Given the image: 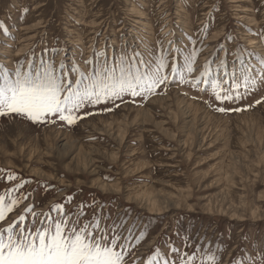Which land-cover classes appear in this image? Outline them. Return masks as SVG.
<instances>
[{"label":"rangeland","instance_id":"obj_1","mask_svg":"<svg viewBox=\"0 0 264 264\" xmlns=\"http://www.w3.org/2000/svg\"><path fill=\"white\" fill-rule=\"evenodd\" d=\"M0 21L8 29L0 28V65L14 72L18 64L28 70L30 61L52 63L71 80L74 66L85 72L96 67L97 52L113 65L134 52L145 60L167 54L179 68L203 44L185 83L169 75L167 85L146 99L125 94L88 105L73 125L56 117L33 122L0 116V195L12 188L14 197L27 196L0 227L30 216L24 212L30 204L51 216H57L51 211L56 203L69 213L83 204L81 223L97 216L109 236L115 225L121 243L130 237L128 264H149L150 257H156L152 264H162L157 248L179 264V256L169 257L170 245L196 252V264H207L209 252L220 257L218 264H261L264 102L246 106L264 97V83L221 104L203 77L196 87L193 79L227 30L232 39L211 61L209 78L239 68L240 46L253 53H245L244 62L259 71L264 0H0ZM221 60L224 67L218 69ZM9 172L17 179L8 180ZM142 231L146 235L138 242Z\"/></svg>","mask_w":264,"mask_h":264},{"label":"snow or ice","instance_id":"obj_2","mask_svg":"<svg viewBox=\"0 0 264 264\" xmlns=\"http://www.w3.org/2000/svg\"><path fill=\"white\" fill-rule=\"evenodd\" d=\"M0 28L5 33L8 32L3 21H0ZM204 35L206 38L207 32ZM259 35L264 39V30ZM227 38L232 39L231 36ZM192 44H196V41L193 40ZM202 48L203 44L201 48H193L190 54L184 56L183 66L179 68L174 62L169 64L167 54L145 60L140 53L134 52L131 57L121 55L113 65L99 59L102 53L97 52L94 69L90 67L85 72L78 65L74 66L75 80H71L66 74H57L52 63L34 66L30 61L28 70H24L23 64H18L14 72L0 65V116L16 114L33 122L56 117L73 125L83 118L78 113L88 105L114 102L122 99L125 94L132 97L143 96L146 99L149 94H155L156 88L167 85L169 75L178 76L179 82L185 83V74L191 75L195 71L196 60ZM245 53L249 56L253 54L251 50L240 46L236 53V58L241 59L239 68L219 77L209 78L211 61H205L203 70L193 79V87L203 77V83L210 84L211 95L217 102L223 104L244 98L250 91L257 89L259 84L264 83V57L259 58L261 67L256 72L254 65L246 64L242 59ZM85 64L91 65L92 61L86 60ZM223 67L224 61L221 60L218 69ZM166 68H170L169 73L164 71ZM224 76H228V79H224ZM242 86L243 93L239 91ZM262 102L264 97L255 100L253 105H247L246 108ZM246 108L218 107L216 110L227 112ZM7 179L16 180V174L9 172ZM22 186L17 184L16 188ZM13 191L14 189L8 188L5 195H0V222L6 221L22 200L27 199L23 194L14 197ZM67 200L71 202V197ZM77 208L79 212L74 210L69 213L65 211L63 204L56 203L51 206V211L56 212L57 216H51L50 213L33 211V205L30 204L24 210L30 216L21 214L6 227H0V264H128L127 240L130 237L123 238L124 242L121 243L122 237L115 234V225L113 234L109 236L107 230L101 228L97 216L91 221L81 223L84 205L80 204ZM145 235L146 231H142L136 237L137 241ZM169 249V257L172 254L180 257L179 264H196V252H181L171 245ZM196 250L201 251V245H197ZM156 256L161 258L162 264H176L175 260L165 257L159 248L156 249ZM204 256L207 264H218L220 259L218 255L210 252L204 253ZM154 259L156 257H150L149 264ZM157 264H160L159 260ZM261 264H264V258Z\"/></svg>","mask_w":264,"mask_h":264},{"label":"trees","instance_id":"obj_3","mask_svg":"<svg viewBox=\"0 0 264 264\" xmlns=\"http://www.w3.org/2000/svg\"><path fill=\"white\" fill-rule=\"evenodd\" d=\"M231 31L230 30H227L226 34L223 35V37L220 39L219 43H218V46L216 47V53L213 54L209 60L212 61L217 55H218V52L220 50V48H222V46H226V43L227 41H230L231 39H228L227 37L231 36ZM238 45H243L242 44V41H240L239 39L236 40ZM208 61V60H207Z\"/></svg>","mask_w":264,"mask_h":264},{"label":"bare ground","instance_id":"obj_4","mask_svg":"<svg viewBox=\"0 0 264 264\" xmlns=\"http://www.w3.org/2000/svg\"><path fill=\"white\" fill-rule=\"evenodd\" d=\"M157 1H158V0H157ZM190 102H191V101H190ZM184 104H185V103H184ZM187 106H188V105H187ZM189 106H190V104H189ZM189 106H188V107H189ZM185 109H186V108H185ZM189 119H190V118H189ZM202 119H203V118H202ZM193 121H194V120H193ZM151 206H152V205H151ZM158 207H159V206H158ZM162 211H163V210H162ZM161 214H162V213H161Z\"/></svg>","mask_w":264,"mask_h":264}]
</instances>
